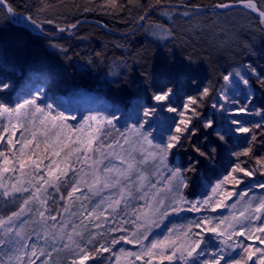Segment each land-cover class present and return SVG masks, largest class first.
Listing matches in <instances>:
<instances>
[{"label": "snow or ice", "instance_id": "snow-or-ice-1", "mask_svg": "<svg viewBox=\"0 0 264 264\" xmlns=\"http://www.w3.org/2000/svg\"><path fill=\"white\" fill-rule=\"evenodd\" d=\"M108 2L117 6L115 0ZM156 2L162 4V0ZM239 2L243 8L257 13L264 26V6H258L254 0ZM215 7L228 8L230 5L217 4ZM161 14L169 15L167 11ZM0 16L16 20L17 13L10 0H0ZM146 16L147 13L140 16V21ZM23 20L45 36L49 33L43 25L55 24L51 19H38L32 15L23 16ZM78 23L64 27L56 25L57 31L74 29ZM155 27L160 29L162 26ZM261 30L264 31V27ZM152 35L156 36L157 32L152 31ZM160 35L162 37L164 33ZM49 46L60 52L67 51L60 45ZM245 67L264 87V75H258L250 65ZM17 71L15 64H5L0 69V197L13 204L19 203L17 211L0 217V252L4 257L0 258V264H36L41 257H46L41 264H50L56 252L65 253L68 264H104L107 259L104 254L112 253L121 242L133 244L139 251H126L121 247L119 254L112 253L116 264H120L121 255L125 264H136V261L141 264H264V179L255 180L257 173L264 177V156L255 157L256 167H242L243 162L232 164L230 170L211 186V195L189 201L184 194L185 189L196 183L198 165L211 164L218 150L231 151L226 146L240 143L234 139L238 137H244L247 147L231 151L232 156L237 160L248 156L257 140L253 129H264V107H251L255 96L250 80L242 70L233 69L224 74L222 78L227 88L221 86L219 89L201 85L193 77L188 82L195 86L193 91L187 83H181L184 72L172 73L163 80L151 78L152 103L134 101L126 114L132 122L124 131L113 123L120 118L116 115L120 111L118 108L108 115L90 114L79 127L73 128L67 122L76 117L59 111L56 102L45 95L42 77L34 72L28 75L21 72L22 78L17 81L14 79ZM143 75L146 80L150 79V74ZM234 83L235 91L229 92ZM206 107L211 109L207 116L201 111ZM163 113L176 119L169 124L167 117L161 115ZM249 116H259L261 122L242 119ZM161 121L159 127L153 126V122ZM109 129H115L118 135L112 143H105L100 135L111 137ZM154 132L160 135H154ZM75 133H86L87 139L77 135L73 141L66 135ZM213 135L218 143L210 150L197 142L201 136L207 140ZM38 137H43L44 153L53 157L43 173L41 164L48 155L41 157L39 154L41 141ZM65 140L79 143L80 147L55 159L61 157L67 147ZM186 144L194 155L189 156L186 165H173L170 158L174 150L184 148ZM77 164L82 167L76 168ZM69 172L74 173L70 178ZM9 173L15 175H7ZM243 177L253 182L246 183ZM69 180L67 196L60 195V200L65 201L61 210L48 189L60 193L69 185ZM229 184L237 187L229 191L225 188ZM241 184L246 187L239 188ZM82 188H87L91 197L85 196ZM254 189L262 190L261 194L249 195ZM24 193L28 195L23 196ZM233 197L236 199L230 205L225 203ZM49 200L53 203L49 204ZM74 200L88 203L80 204L79 211H70ZM137 201H144V206L137 207ZM33 203L38 204L35 213L29 207ZM237 205L239 209L232 211ZM225 207L229 209V215H201L188 220L186 225L173 224L167 228V234L150 239L153 228L167 227L165 220L172 213H217ZM29 213L39 219H22ZM124 216H130L131 220ZM110 219L115 226H108ZM129 222L135 230L124 227ZM29 224L37 225L39 230L34 227L31 233H26L25 226ZM92 228L102 230L94 232ZM116 232L128 234L111 235ZM32 234L43 240L42 246L38 247L35 242L29 244ZM205 234L214 236L215 243ZM239 237L258 241L261 246L245 245ZM131 257L134 260L128 259Z\"/></svg>", "mask_w": 264, "mask_h": 264}, {"label": "rangeland", "instance_id": "rangeland-1", "mask_svg": "<svg viewBox=\"0 0 264 264\" xmlns=\"http://www.w3.org/2000/svg\"><path fill=\"white\" fill-rule=\"evenodd\" d=\"M261 6H264V0H259ZM68 17V16H65ZM38 19H50L47 14L42 11ZM68 20L64 18L63 21ZM172 31H167V29L161 27L157 29L156 27H152L149 29V35L154 41L162 42L158 46L155 44L153 48L148 51L146 56L149 55V58L144 59L143 55L135 56L131 58V62L128 65V70L126 73L121 74L119 76L120 84H123L127 87L128 90L122 91L121 94L117 91V95L109 94L107 89H102L100 87L96 88H82L76 85H73L69 82L57 79L52 82V92L47 89V86L44 82H41L42 85L46 89L45 95L47 97H51L58 105V110L63 111L66 114H71L76 117L75 120H70L67 123L70 124L73 128L79 127L81 122L84 121V118L89 116L90 114H95L99 112L103 115L110 114L111 111L118 108L120 111L116 113L120 118L119 120H114L113 123L119 128L121 131H124L127 124H130L132 121L127 119V113L129 109L133 107V102L136 100H141L145 103L147 98V93L152 94V88L149 87L150 83H152V79L142 80L140 76H137L136 69H142L145 71L146 68L150 73H153L152 78L156 80L160 73L172 74V69L177 67L176 65H181V67H177L178 72H184L185 74L195 75L196 73H189V69L191 71L197 69H207L206 71H202L203 74L200 73V77L206 76L209 77V81H205L203 83L204 86L211 85L216 81V77L214 73L208 71L210 69L209 64L214 61L215 66L219 65L223 70V74H227L233 69L242 70L243 73L248 77L251 74L245 67V65H250L253 61H262L263 64L260 65L259 69L264 68V31H262V26L257 20L256 16L249 12L246 9L235 8L228 11H220L218 9H211L208 12L196 13L193 15H183L178 14L174 18H172ZM148 29V28H147ZM152 31L157 32L156 36L152 35ZM163 32L164 35L161 37L160 33ZM167 33H170L167 34ZM53 44L52 42H28L25 39L24 35L18 30V27H9L7 25V18L4 16H0V61L7 64H21L27 68L29 73H36L40 75L43 79L49 80L52 76H58L59 73L64 72L65 68L61 67L59 56L57 49L51 48L49 45ZM197 49V56L192 58L188 50ZM159 58L162 59L163 66L159 63ZM218 58V59H217ZM171 59V60H170ZM216 59V61H215ZM218 60V61H217ZM20 62V63H19ZM144 62V63H143ZM146 62V63H145ZM148 62V63H147ZM184 63V65H182ZM17 64V65H18ZM16 65V66H17ZM158 70L154 71L158 66ZM188 66V68H186ZM185 67V68H184ZM256 72L257 68L255 67ZM264 70V69H263ZM198 74V73H197ZM166 75V74H165ZM164 76V75H163ZM165 77V76H164ZM197 77V76H194ZM42 79V80H43ZM225 85L223 78H221V82L218 85V88H221ZM242 87V86H241ZM118 89V87L116 88ZM236 89V83H234L233 88L229 89V92H233ZM151 98V95H148ZM152 103V101H151ZM164 117H167V123H171L172 120L176 119V117L171 116L170 114L163 113L161 114ZM163 121L157 123L153 122L154 127H159ZM87 128V125H85ZM112 132V136H107L104 134L100 135V139L105 143H112V139L116 137L118 134L115 129H109ZM71 137V140H76L77 135H82V138L87 139V134H66ZM154 135L159 136L158 132H154ZM41 141V149L39 154L41 157L48 155V159L43 160V164H41V173L46 171V165H48L53 159L50 154L44 153L43 151V137H38ZM64 143L67 144V147L64 149V152L61 153V157H56L55 159H61L65 153L80 147L79 143H71L68 140H65ZM95 147V144H94ZM172 161V160H171ZM173 165H177L176 162H172ZM76 168L82 167V165H75ZM7 175L14 176L15 174L9 173ZM74 173L69 172V178L72 177ZM47 179V177H45ZM264 177H260L259 175L255 177L256 181L262 180ZM252 180H248L246 183H252ZM215 184V183H214ZM212 184V185H214ZM71 180H69V185L61 189L60 193L55 192L53 188H49L48 192L54 195L55 200L61 205L65 203V201L60 200V195L63 194L67 196V191L70 190ZM207 186V191H205L202 195L198 196L195 199H187L189 201L202 199L205 195H211V186ZM237 186H232L231 184L225 185V188L229 191H233ZM239 188L246 187V184L238 186ZM262 190L254 189L253 193L249 195H257L261 194ZM82 192L85 196L91 197V193L87 191V188H82ZM106 193H102L105 195ZM28 193H24L23 196H27ZM75 195H81V193H76ZM74 199V198H73ZM93 200H98L99 197H92ZM236 197H233L232 200H226V204H231ZM22 202V201H21ZM49 204H52L53 201L49 200ZM88 203L86 200H80L73 202L70 207V211H79L80 204ZM137 207H143L144 201H137ZM29 207L32 208L33 213H35L38 204H31ZM187 207V205H185ZM239 205H237V209H233L232 211H236L239 209ZM19 209V203L13 204L9 201H5L3 197H0V217H7L13 211H17ZM53 214H56L53 212ZM209 215L212 217L217 216L218 214L229 215V209L227 207L221 208L217 210V213H196V212H180L179 214L172 213L166 220L165 224L167 227L163 225L161 228H153L151 238H155L156 236H162V234H167V228L172 227L173 224L177 226L186 225L188 220L194 219L201 215ZM67 215V214H65ZM123 216V213H121ZM22 219H39L38 216H33L32 213L22 217ZM124 219L131 220L130 216H124ZM103 220V217H101ZM99 221H93V223H98ZM88 223V221H85ZM109 227L115 226V223L111 221L108 222ZM37 227L35 224H29L25 226V232L31 233V229ZM124 227L129 231H133L134 226L131 222L125 224ZM37 230L38 227H37ZM102 229L92 228V231H101ZM163 230V231H162ZM127 235L128 232L125 233H112V236H120ZM209 239H211L214 243L216 238L211 234H205ZM241 243L248 245L251 244L253 247L261 246L258 241L253 242L252 240H244L243 237L238 238ZM37 243V246L43 245V240L37 239L35 234H32L31 240H29V244ZM124 248L126 251L136 252L139 251L137 246H133V244H124L121 242L116 245V247L112 250V253L119 254V249ZM239 251V249L237 250ZM112 253H105L104 256L107 259L104 261V264H116V257ZM0 258H4L2 252H0ZM46 259V257H41L40 260L36 261V264H41V261ZM133 259L134 257L128 258ZM147 259V257H145ZM50 264H68V261L65 258V253L56 252L53 253ZM88 264H93V262H88ZM120 264H125V258L121 255ZM136 264H141L140 261H136ZM167 264V262H165ZM251 264V262H249Z\"/></svg>", "mask_w": 264, "mask_h": 264}, {"label": "trees", "instance_id": "trees-1", "mask_svg": "<svg viewBox=\"0 0 264 264\" xmlns=\"http://www.w3.org/2000/svg\"><path fill=\"white\" fill-rule=\"evenodd\" d=\"M236 1L239 0H162V4H157L156 0H115L117 6L113 7L108 0H10L17 13L16 20L23 25L14 24L9 18H7V25L18 27V30L28 42H52L67 49L66 52L58 51L61 67L65 68V71L59 73L58 76L50 77L49 80L43 78L41 80L50 92H52V82L57 78L82 88L100 87L107 89L109 94L117 95V91L121 94L122 91L128 90L124 84L123 86L119 85V76L127 72L131 58L140 55H143L144 59L149 58V55L146 56L144 53L150 51L153 45L158 46L162 43L156 42L150 37V28L160 25L167 31H172L171 20L178 14L188 12L189 15H193L208 12L211 9H216L214 6L217 4ZM254 1L258 6H261L259 0ZM42 11L47 14L48 18L55 21V24L43 25L45 31L49 33L46 36L34 30L31 25H28L27 21L23 20V16L28 15L37 18ZM162 11H167L169 15H162ZM145 13H147L146 19L141 21L140 24L144 27L140 26L138 28L139 17ZM64 18L68 20L63 21ZM80 20H86L87 22L78 23L76 28L58 33L56 25L64 27L75 24ZM257 20L259 21L258 18ZM69 32H71V35ZM196 50L194 48L188 50L192 58L197 56ZM159 63L163 66L161 58H159ZM5 64H7L5 61L4 63L0 61V69ZM262 64V61H252L250 66L257 68L258 75H264V68L259 69ZM160 65L154 71H157ZM176 66L181 67L179 64ZM209 66L208 71L214 73L216 77L212 87L217 89L221 82L223 70L219 65L215 66L214 61ZM177 67L172 69V73L178 72ZM17 70V75L14 77L17 81L22 78L20 76L21 72L25 75L30 74L27 68L21 64L17 65ZM189 70V73L194 72L196 74H185L181 79V83H187V87L193 91L195 86L188 82L194 76H197L195 79L201 85L210 80L206 76L200 77V73L203 74L202 71L207 70L205 68ZM136 72L137 76L141 75L142 80H146L143 74H150V78L153 75L147 68L145 71L136 69ZM160 74L157 77L159 80H163L170 75L167 73ZM248 78L255 96L251 107L253 109L264 107V87H261L257 82V77L250 75ZM117 87L118 89H116ZM148 95L151 94L147 93L145 104L151 103V98ZM201 111L207 116L211 109L206 107ZM242 119L246 122H261L259 116L242 117ZM253 132L256 134L257 140L253 144V151L248 156H241L239 160L232 156L231 151H240L242 148L247 147V144L243 142L244 137L234 138L241 142L226 146L231 151L218 150V154L211 164L204 162L197 166L196 183L184 190L185 196L188 199H195L202 195L207 191V186L222 178L234 163L243 162L241 166L245 168L256 167L255 157L264 156V129H253ZM197 142L202 148H208L209 150L218 143L214 135L208 137L207 140L201 136ZM191 155H194V153H191L186 144L184 148L174 150V155L170 159L177 164L186 165ZM236 175L241 176L242 174L237 173ZM258 175L259 173H257ZM243 180L247 182L249 178L243 177Z\"/></svg>", "mask_w": 264, "mask_h": 264}, {"label": "water", "instance_id": "water-1", "mask_svg": "<svg viewBox=\"0 0 264 264\" xmlns=\"http://www.w3.org/2000/svg\"><path fill=\"white\" fill-rule=\"evenodd\" d=\"M223 4H228V5H230V7H228V8H216L215 6L214 7L216 9L220 10V11H228V10L235 9V8L245 9V8H243L242 4L239 1H236V2H227V3H223ZM246 10H248L249 12H251L249 9H246ZM251 13L254 14L259 19L257 13H254V12H251ZM9 20L12 21L14 24L23 25L22 23L18 22L17 20H13L12 18H9ZM82 22H87V21L86 20H80L79 21V23H82ZM140 24H141V21L139 22L138 28L140 27ZM58 33H60V32L58 31Z\"/></svg>", "mask_w": 264, "mask_h": 264}]
</instances>
